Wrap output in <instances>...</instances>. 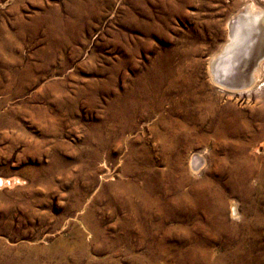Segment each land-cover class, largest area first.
<instances>
[{"label": "rangeland", "instance_id": "374dc122", "mask_svg": "<svg viewBox=\"0 0 264 264\" xmlns=\"http://www.w3.org/2000/svg\"><path fill=\"white\" fill-rule=\"evenodd\" d=\"M250 3L264 19V0H0V264H186L200 240L210 264H264L253 31L215 65L225 84L258 67L250 86L209 67Z\"/></svg>", "mask_w": 264, "mask_h": 264}, {"label": "bare ground", "instance_id": "6f19581e", "mask_svg": "<svg viewBox=\"0 0 264 264\" xmlns=\"http://www.w3.org/2000/svg\"><path fill=\"white\" fill-rule=\"evenodd\" d=\"M252 3V2H251ZM248 4V5H246L247 6V8H246V11H245V14L243 15V14H238V13H236V15L235 16H233L230 20H229V33H228V39H229V43L227 44V45H224V47L222 46V48L220 49V51H219V53L218 54H216V55H214L212 58H211V61H210V66L209 67H211V73H212V78H213V80L215 81V82H217V83H219V84H222V85H224V86H227V87H229V88H233V89H243V88H247L248 86H250L252 83H253V81L256 79H254V77L253 76H255L256 74L254 73L255 71H256V73H257V69H258V67H257V69H255V71H254V68L252 67V68H250L249 70H246V77H248V78H246V79H244L243 81H240V80H238L237 82H235V81H233V82H230L229 84H225L224 82L225 81H223V79H224V77H223V79L222 78H218L217 76H216V64H217V61H216V59L219 61V62H221L222 61V67H224V69H225V66L224 65H226V64H229L230 62H231V60L232 61H239V60H237V59H235V58H233L234 56L233 55H235L236 56V54L238 53H235L236 52V48H238V47H240L241 46V42L243 41V40H245V37H246V35H245V32H246V30L247 31H249L250 29L253 31L251 34H250V36L248 37V39L250 38V42H251V44H250V46L248 47V46H246V49L244 50L245 52H247L248 54L247 55H250V54H252V53H254V52H256V51H259V56L258 57H262V56H264V19L262 18V17H260V16H258L257 14H254L255 13V11L258 9V8H256L255 6H253V4ZM124 4V3H123ZM122 5V4H121ZM245 6V7H246ZM88 8V7H87ZM244 8V7H243ZM242 9V8H241ZM262 11V10H261ZM243 13V12H242ZM257 13V12H256ZM157 15V14H156ZM156 22V21H155ZM249 35V34H248ZM247 35V36H248ZM253 35V36H252ZM249 44V43H248ZM248 44H246V45H248ZM241 48V47H240ZM239 48V49H240ZM238 49V50H239ZM263 52V53H262ZM262 53V54H261ZM231 55H232V57H231ZM238 55V54H237ZM243 55V54H242ZM241 55V56H242ZM222 56V57H221ZM221 57V58H220ZM239 57H240V54H239ZM238 57V58H239ZM257 57V58H258ZM166 58V57H165ZM245 61H241V62H239V66H241L242 64V66H244L245 65V63H244ZM237 64V63H236ZM209 65V64H208ZM220 65V64H219ZM242 66L241 67H239V69H241V71H243V69H242ZM246 67V66H245ZM256 67V66H255ZM218 68V67H217ZM227 68V67H226ZM210 69V68H209ZM238 69V68H237ZM223 71V70H222ZM237 73V72H236ZM255 74V75H254ZM184 75V74H183ZM233 75V74H232ZM245 75H243V77H244ZM233 78V77H232ZM211 80V79H210ZM110 83V82H109ZM243 85H247V86H244L243 87ZM223 88V87H222ZM226 89V88H225ZM106 90V89H105ZM132 93V92H131ZM131 97V96H130ZM137 97V96H136ZM134 95L131 97V99H130V102H129V100H128V104H125V108H126V110H128V108H130V107H135V106H137L138 105V102H136V99H138V98H136ZM139 97V96H138ZM142 98V97H141ZM140 98V99H141ZM172 99V98H171ZM173 101V100H172ZM178 102V101H177ZM186 103V102H185ZM176 104V103H175ZM185 105V104H184ZM179 106V105H178ZM124 109V108H123ZM122 110V109H121ZM176 114V113H175ZM159 116V115H158ZM159 118V117H158ZM157 124V123H156ZM122 130V129H121ZM123 131V130H122ZM200 157H201V155H200ZM199 157V154H195V155H193L192 157H191V165H192V167L193 168H196V166H199V165H196L198 162H200V158ZM200 158V159H199ZM177 160V159H176ZM203 160H204V158H203ZM235 160V159H234ZM233 162V161H232ZM168 163V162H167ZM194 163H195V165H194ZM234 163V162H233ZM173 164V163H172ZM200 164V163H199ZM166 165V164H165ZM239 166H240V164H239ZM170 167V166H169ZM244 167V166H243ZM242 167V168H243ZM174 168V167H173ZM229 168V167H228ZM238 168V167H237ZM147 169H149L147 166H145L144 167V169H143V171H145V170H147ZM197 169V168H196ZM226 170H227V168H226ZM230 171V170H229ZM244 171H246V170H244ZM234 172V171H233ZM146 173V172H145ZM161 173H163V172H161ZM231 173V172H230ZM243 173V172H242ZM248 173V172H247ZM165 174V173H164ZM171 174V173H170ZM231 174H233V173H231ZM166 175V174H165ZM144 176V175H143ZM170 176V175H169ZM227 176V175H226ZM243 176V175H242ZM245 176V175H244ZM247 176V175H246ZM151 177V176H150ZM171 177V176H170ZM178 177V176H177ZM229 177V176H228ZM141 178H142V176H141ZM140 178V179H141ZM146 178V177H145ZM169 178V177H168ZM164 179H165V177H164ZM170 179V178H169ZM241 179V178H240ZM161 180H163V179H161ZM205 180V179H204ZM207 181V180H206ZM227 181V180H226ZM237 181H239L238 179H237ZM7 182H8V180H7ZM4 183V180L2 179V178H0V185H2ZM138 183V182H137ZM145 183V182H144ZM143 183V184H144ZM150 183V182H149ZM198 183V182H197ZM228 183V182H227ZM236 183V182H235ZM134 184V183H133ZM132 184V185H133ZM140 184V183H139ZM138 184V185H139ZM202 184V183H201ZM238 184H241L240 182H238ZM125 185V184H124ZM177 185V184H176ZM179 185V184H178ZM152 186V185H151ZM196 186V185H195ZM204 186V185H203ZM231 186V185H230ZM237 186V185H236ZM239 186V185H238ZM193 187V186H192ZM240 187V186H239ZM131 188V187H130ZM139 188L140 189H137V188H135V190H136V195H137V197H138V200H139V202H138V205H140V208H139V210H138V219L137 220H134L135 221V225L137 226V229H139L141 232H143V233H145V234H147L148 235V231H146V223H145V221L146 220H151L152 219V221H154L155 220V213L154 212H152V205L153 204H155V201L152 203V201H151V198H152V196L154 195L153 194V190L151 189V188H149L148 187V185H147V183L146 184H144V185H142V186H140L139 185ZM170 188V187H169ZM221 188V187H220ZM132 189H134V188H132ZM131 189V190H132ZM163 189V188H162ZM172 189V188H171ZM177 189V188H176ZM238 189V188H237ZM126 190H127V188H126ZM135 190H134V192H135ZM168 190V189H167ZM127 191H129V190H127ZM193 191H195V190H193ZM234 191H236V190H234ZM130 192V191H129ZM204 193L205 192H208V191H203ZM128 193V192H127ZM164 193H166L165 191H164ZM189 193H191V192H189ZM202 193V192H201ZM210 193V192H209ZM208 193V194H209ZM163 194V193H162ZM168 194V193H167ZM199 194V193H198ZM206 194V193H205ZM204 194V195H205ZM210 194H212V193H210ZM131 195V194H130ZM196 195V194H195ZM129 196V195H128ZM164 196V195H163ZM178 196L179 195H177V198H178ZM137 197H135V198H137ZM167 197V196H166ZM196 197H197V195H196ZM126 198V197H125ZM124 198V199H125ZM134 198V197H133ZM162 198V197H161ZM170 198V197H169ZM168 198V199H169ZM179 198H180V196H179ZM182 198V197H181ZM195 198V197H194ZM193 198V199H194ZM128 199V198H127ZM130 199H131V197H130ZM135 200V199H134ZM154 200V199H153ZM172 200H173V197H172ZM137 201V200H136ZM169 201H171V199L169 200ZM130 202H132V201H130ZM134 202V201H133ZM165 202V201H164ZM124 204V203H123ZM169 204V203H168ZM131 205V204H130ZM173 205H174V203H173ZM180 205V204H179ZM134 206V205H133ZM132 206V207H133ZM135 206H137V205H135ZM156 206V205H155ZM178 206V205H177ZM131 207V206H130ZM172 207V206H171ZM182 207V206H181ZM129 208V207H128ZM131 209H133V208H131ZM136 208H134V210H135ZM174 209H176V208H174ZM184 209V208H183ZM178 210V209H177ZM176 210V211H177ZM181 210V209H180ZM133 211V210H132ZM155 211V210H154ZM154 213V214H153ZM161 214V213H160ZM235 215V214H234ZM88 216V215H87ZM133 218H134V216H133ZM160 218V217H159ZM87 219V218H86ZM131 223V222H130ZM149 223V222H148ZM161 224V223H160ZM92 225V224H91ZM91 229V228H90ZM94 229V228H93ZM161 229H162V227H161ZM99 230V229H98ZM97 230V231H98ZM168 230V229H167ZM162 231V230H161ZM168 232V231H167ZM130 233V232H129ZM128 233V234H129ZM138 233V232H137ZM140 233V232H139ZM138 233V234H139ZM97 234V233H96ZM100 234V233H99ZM187 234V233H186ZM93 235V234H92ZM162 235H166V230H163V232H162ZM131 236V235H130ZM145 237V236H144ZM160 238H162V237H160ZM140 239V238H139ZM153 239V238H152ZM159 239V238H158ZM163 239H165V238H163ZM169 239V238H168ZM198 239V238H197ZM200 239V238H199ZM143 240V239H142ZM160 241H157V242H160V243H163V241L164 240H161V239H159ZM154 242V241H153ZM187 242V241H186ZM190 242V241H189ZM188 242V243H189ZM192 242V241H191ZM190 242V243H191ZM156 243V242H155ZM159 243V244H160ZM167 243V242H166ZM183 243V242H182ZM202 242H201V240L200 241H196V242H192V245H190V247H189V249H188V251L186 252V253H184L183 255H186V254H190V255H194V258H195V261H193V260H190L189 262H186V264H210V261L208 262V260H207V258H206V254H205V252H203L204 250L200 247V246H198V245H200ZM158 245V244H157ZM168 245V244H167ZM183 245V244H182ZM181 245V246H182ZM202 246V245H201ZM167 247H169V246H167ZM159 248V247H158ZM161 248V247H160ZM177 248V247H176ZM185 248V247H184ZM177 250V249H176ZM165 251V250H164ZM163 251V252H164ZM179 251H181V250H179ZM159 252L161 253L162 251L161 250H159ZM158 252V253H159ZM164 257H165V255H164ZM140 258V257H139ZM159 258V257H158ZM165 259V258H164ZM166 260V259H165ZM216 264V263H215Z\"/></svg>", "mask_w": 264, "mask_h": 264}, {"label": "water", "instance_id": "95a60500", "mask_svg": "<svg viewBox=\"0 0 264 264\" xmlns=\"http://www.w3.org/2000/svg\"><path fill=\"white\" fill-rule=\"evenodd\" d=\"M263 52H264V51H263ZM263 52H262V53H263ZM262 53H261V54H262ZM244 86H247V85H243V87H244Z\"/></svg>", "mask_w": 264, "mask_h": 264}]
</instances>
